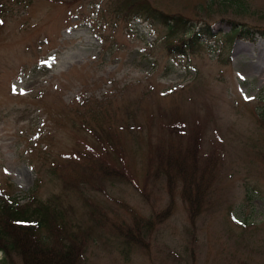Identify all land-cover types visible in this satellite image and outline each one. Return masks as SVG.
I'll list each match as a JSON object with an SVG mask.
<instances>
[{"label": "rangeland", "instance_id": "rangeland-1", "mask_svg": "<svg viewBox=\"0 0 264 264\" xmlns=\"http://www.w3.org/2000/svg\"><path fill=\"white\" fill-rule=\"evenodd\" d=\"M71 1L0 0V187L20 204L34 191L62 214L84 242L83 264H264V37L221 39L230 24L264 29V0H146L209 27L183 57L142 20L104 22L99 0ZM192 128L201 154L221 156L201 213L204 178L192 176L188 198L186 182L169 191L150 152ZM92 148L131 184L84 176ZM133 213L153 223L147 237ZM111 225L137 233L138 246Z\"/></svg>", "mask_w": 264, "mask_h": 264}, {"label": "trees", "instance_id": "trees-1", "mask_svg": "<svg viewBox=\"0 0 264 264\" xmlns=\"http://www.w3.org/2000/svg\"><path fill=\"white\" fill-rule=\"evenodd\" d=\"M74 2L77 0H72L70 4ZM2 9L3 6L0 4V11ZM106 12L113 14L114 18L122 22L133 20L146 22L150 28L161 35L166 50L171 54L195 53L196 49L207 41L203 38L211 37L208 26L206 29L201 27L193 29L179 16L163 13L152 7L146 0H110V7ZM106 12L103 11V14ZM229 26L230 31L221 35V39L227 44H231L238 37L250 41L254 40L255 36L264 37V29L244 28L234 24ZM193 127L198 126L194 125ZM192 131L194 134L190 137L191 139L188 137L189 140L182 141V135L185 133L173 128L168 132L179 136L182 140L153 144L150 152H154L155 159L160 162L156 167V175L162 177L168 175L169 177L168 182L166 180L169 191L174 190L178 180L186 182L182 193L184 197L188 198L191 190H195L192 176L199 173V179L204 178V180L200 186L202 191L200 190L198 193L200 199L205 203V197L211 198L213 186L210 185V182L218 174V162L221 156L219 152L216 154L214 151L201 154V133L198 138L199 130L192 128ZM218 140L220 143L221 140ZM86 160L88 164L84 169L86 172L84 176H88V178L94 176L98 180L102 177L113 180L120 177L121 181L131 184V178L122 168L118 169L109 164L93 148L88 151ZM114 174L115 177L111 178ZM197 181L196 179L195 182ZM82 183L81 176L75 187ZM201 200L194 213H201L203 209H207L206 204L212 207L213 203L210 201L203 204ZM61 215L49 211L46 206L39 205L33 191L30 193L28 201L20 204L15 198L0 190V252L3 254L0 264L12 256H18L22 264H83L84 242L79 238L80 234L75 231L68 233ZM56 216L58 217L56 218ZM59 216L61 220H58ZM133 217L136 224L141 223L146 227L147 237L151 231L149 225L153 226V223L145 224L136 213H133ZM111 228L117 232L115 234L124 239L126 245L138 246L139 237L136 232V235L131 238L126 231L123 232L120 229V226L115 228L111 225Z\"/></svg>", "mask_w": 264, "mask_h": 264}, {"label": "bare ground", "instance_id": "bare-ground-1", "mask_svg": "<svg viewBox=\"0 0 264 264\" xmlns=\"http://www.w3.org/2000/svg\"><path fill=\"white\" fill-rule=\"evenodd\" d=\"M260 69L262 70L263 68H262V67H260Z\"/></svg>", "mask_w": 264, "mask_h": 264}, {"label": "snow or ice", "instance_id": "snow-or-ice-1", "mask_svg": "<svg viewBox=\"0 0 264 264\" xmlns=\"http://www.w3.org/2000/svg\"><path fill=\"white\" fill-rule=\"evenodd\" d=\"M0 23H2V22H0ZM246 99H247V97H246Z\"/></svg>", "mask_w": 264, "mask_h": 264}]
</instances>
